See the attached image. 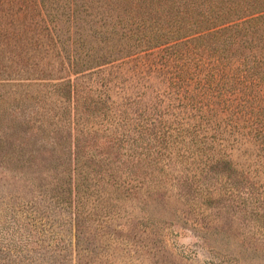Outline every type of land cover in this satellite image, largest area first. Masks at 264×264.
Here are the masks:
<instances>
[{
    "label": "rangeland",
    "instance_id": "rangeland-1",
    "mask_svg": "<svg viewBox=\"0 0 264 264\" xmlns=\"http://www.w3.org/2000/svg\"><path fill=\"white\" fill-rule=\"evenodd\" d=\"M117 15L0 0V132L27 140L0 160V245L32 264H264V86L195 52L96 67ZM69 149L74 203L58 207L36 187L61 184Z\"/></svg>",
    "mask_w": 264,
    "mask_h": 264
},
{
    "label": "trees",
    "instance_id": "trees-1",
    "mask_svg": "<svg viewBox=\"0 0 264 264\" xmlns=\"http://www.w3.org/2000/svg\"><path fill=\"white\" fill-rule=\"evenodd\" d=\"M107 2L115 12H118V25H113L110 31L105 30L107 36L103 40L104 46L101 47L104 50L100 52V57L94 64H97L96 67L157 49L173 51L172 58L184 60L190 53L195 52L211 57L215 66L219 67L217 68L219 74H225L226 66L225 76L230 79L243 82L245 85L253 84L250 85L253 88L264 86V0H107ZM71 16L73 17V13ZM58 80L57 86L70 84L69 80L62 81V78ZM46 82L37 84L45 85ZM69 90L70 86L67 90L70 93ZM29 123L26 121L24 124ZM2 124L3 120L0 118V127ZM10 138L7 139L3 128L0 132V160L20 155L25 151L23 145L27 140L24 136L13 135ZM76 155L77 152L72 149L61 154V157L68 158L69 167L68 163L51 165L52 169L59 171L57 175H62L64 179L60 181L59 186L52 188L51 185L39 184L36 187L39 193L46 194L50 191L51 197L57 200L58 207L66 206L68 201L70 206L74 203ZM31 167L33 165L30 162L19 166L22 172ZM37 174L38 177L34 178V181L41 178V174ZM24 175L25 173L22 174ZM59 180L61 178L58 182ZM63 206L60 208H64ZM30 210L31 213L34 212L31 208ZM29 216L35 219L33 215ZM22 254L15 248L0 245V264L33 263L28 255Z\"/></svg>",
    "mask_w": 264,
    "mask_h": 264
}]
</instances>
